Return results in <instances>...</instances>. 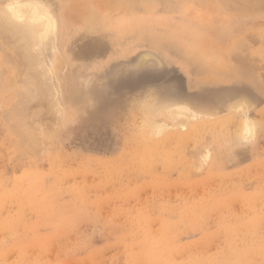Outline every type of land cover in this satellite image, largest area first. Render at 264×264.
Wrapping results in <instances>:
<instances>
[{"label": "rangeland", "instance_id": "rangeland-1", "mask_svg": "<svg viewBox=\"0 0 264 264\" xmlns=\"http://www.w3.org/2000/svg\"><path fill=\"white\" fill-rule=\"evenodd\" d=\"M36 1L58 23L54 39L35 52L62 115L57 120L56 108L31 95L20 106L25 66L0 31V264H264L263 1L181 0L173 6L177 25L148 12L147 49L161 46L184 66H176V92L156 74L124 82L130 64L161 68L148 50L135 62L116 57L124 76L109 86L106 42L99 36L94 45V0ZM135 18L99 22L125 33ZM170 22L163 32L151 25ZM225 60H237L242 72L222 68L197 82ZM229 93L244 98L247 112L220 111L176 129L165 112L150 115L151 106L185 99L221 109ZM246 117L256 125L252 141L240 128ZM152 118L166 127L159 137L151 136Z\"/></svg>", "mask_w": 264, "mask_h": 264}, {"label": "bare ground", "instance_id": "bare-ground-1", "mask_svg": "<svg viewBox=\"0 0 264 264\" xmlns=\"http://www.w3.org/2000/svg\"><path fill=\"white\" fill-rule=\"evenodd\" d=\"M225 1V3L228 5V4H234V3H251V5H255V3H261V1H263L264 3V0H223ZM2 2V1H0ZM45 3H43L41 1L38 2L36 0H5L4 4L2 5L0 3V31L1 33H3L2 36H5V37H2L3 39H5L4 41L8 40L7 43L10 44L11 46V43L14 45V46H11V47H14L17 52V55L20 56V58L23 60V62L21 63L24 68V71H23V74H25V78H24V89H20L19 91H21L22 96L18 95V97H21L24 98L25 97V100H21L19 103H20V106H26L28 104L26 98L28 96H32V97H28V98H31V99H36L37 101L41 102H49V107L51 109V111L53 112V110L56 108V112H54V114H59L62 113V110L58 109V105L53 103L51 97L52 96V92H51V87L50 85H48V83L46 82L47 80H45V76H44V73L42 72V70L36 68L37 65L39 66L40 62L38 61V55L37 53L35 52V48L40 44L44 45L46 44V40L48 41H52V39H54V36H56L55 34L56 33V30H57V20L54 16H56L54 13V16L53 14L50 12V10L48 9V5H44ZM2 5V6H1ZM251 5H249L250 7H252ZM258 5V6H259ZM262 5V4H261ZM233 6V5H231ZM231 11V10H230ZM208 18V16L206 17ZM208 22V21H207ZM58 31V30H57ZM55 33V34H54ZM54 34V35H53ZM53 35V36H52ZM195 35V34H194ZM52 37V39H51ZM193 37V36H192ZM198 35L195 36L194 41L196 42L197 39H198ZM51 39V40H50ZM3 41V42H4ZM11 42V43H10ZM5 43V42H4ZM50 43V42H49ZM48 44V43H47ZM46 44V46H47ZM50 44H53L50 43ZM56 44V43H54ZM41 45V46H42ZM206 48V52L211 54L212 51H213V46L211 43H209L208 41L206 42V46H204V48ZM1 48V46H0ZM3 48V47H2ZM41 48V47H40ZM44 48V47H43ZM1 50V49H0ZM3 50V49H2ZM5 50V49H4ZM19 53V54H18ZM42 53V52H40ZM8 54V53H7ZM18 56V58H19ZM238 61H240L241 59H243L242 57L238 56H234ZM7 58V57H6ZM19 58V59H20ZM5 59V58H4ZM8 59V58H7ZM6 59V60H7ZM18 59V60H19ZM20 59V60H21ZM5 60V61H6ZM9 60V59H8ZM12 60V58H11ZM10 60V62H11ZM20 60H19V65H20ZM235 60V61H237ZM17 61V60H16ZM44 61V60H43ZM237 61V62H238ZM243 60H241L242 62ZM13 62V61H12ZM24 63V64H23ZM45 63V62H44ZM239 63V62H238ZM40 71H38V70ZM26 70V71H25ZM1 80V79H0ZM21 81V80H20ZM23 83V82H22ZM20 84V83H19ZM22 87V86H21ZM20 88V87H19ZM25 90V91H24ZM235 92V91H234ZM25 93H27L25 95ZM234 94V93H233ZM232 94V95H233ZM229 96L223 100V105L221 106V109H216L215 106H213V104H208L207 102H199V101H193V100H190V99H185L186 101H174L172 102L171 104L169 105H166V106H156V107H149V110L151 113L150 115H153V114H158L159 116V113H166V116L167 114L170 115L168 117H170V120L173 121V124L177 125L175 127H173L174 125L171 123V128L173 127L174 129H176L177 127L179 128V126H181L182 124L186 125L185 123L187 122V120H190L191 118H199L201 120L204 119L205 117H214L215 115L219 114L220 111H224V112H227L228 110H233V109H236V111H239L240 113H245L247 112V107L244 103V98L243 101L241 99V97H234L231 95V93L228 94ZM235 95V94H234ZM232 96V97H231ZM248 99V98H247ZM16 102V103H18ZM18 103V104H19ZM17 104V105H18ZM15 105V106H17ZM44 105V104H43ZM14 106V105H13ZM13 107V113L15 114V116H17L18 114H22L23 116H25L24 114L27 113V109H24L23 107L21 108L20 110V106H19V109H18V106L17 107ZM30 107V106H29ZM45 108V107H44ZM60 108V107H59ZM16 109V111H15ZM24 109V110H23ZM53 109V110H52ZM41 110V109H40ZM45 110V109H44ZM57 110L59 112H57ZM55 111V110H54ZM159 111V112H158ZM161 111V112H160ZM5 112V111H4ZM25 112V113H24ZM45 112V111H43ZM10 113V112H9ZM39 113V112H38ZM51 113V112H50ZM153 113V114H152ZM223 113V112H222ZM52 114V113H51ZM57 114L55 115V117H57ZM20 115V116H22ZM62 115V114H60ZM162 115V114H161ZM161 115L158 117L157 116V119L161 117ZM12 116V115H11ZM19 116V117H20ZM22 116V118H23ZM54 116V115H52ZM149 115H147L148 117ZM155 116V115H154ZM153 116V117H154ZM245 116V115H244ZM51 117V116H50ZM61 117V116H59ZM30 118V117H29ZM28 118V119H29ZM156 118V117H154ZM164 118V117H163ZM195 118V119H196ZM249 117H246V119L244 120L243 122V126H240V128L243 129V132L244 133V139L246 140H253L254 138V134H255V131H256V125L255 123L252 122L251 118L250 120L247 119ZM33 119V118H32ZM35 119V118H34ZM37 119V118H36ZM149 119V118H148ZM161 119V118H160ZM253 119V118H252ZM25 120V118L23 119ZM57 120H60V118L58 119L57 117ZM56 120V121H57ZM152 120H154L152 118ZM151 120V121H152ZM156 120V119H155ZM154 120L152 124V122H148L149 125L151 123V126H152V133H151V136L153 134V136H158L159 135L161 136V133L163 132V130H166V127L164 128L163 124H159ZM163 120V119H162ZM168 119V122L170 121ZM210 120V119H209ZM243 120V119H241ZM29 121V120H28ZM150 121V120H149ZM16 122V121H15ZM26 122V121H25ZM59 122V121H58ZM162 122V121H161ZM160 122V123H161ZM171 122V121H170ZM215 122V121H214ZM224 122V121H223ZM242 122V121H240ZM239 122V123H240ZM167 123V121H166ZM222 123V122H221ZM17 124V123H16ZM14 124V125H16ZM157 124V125H156ZM189 124V122H188ZM257 124V123H256ZM148 125V126H149ZM165 126L167 124H164ZM167 125V126H169ZM179 125V126H178ZM184 125H182L184 127ZM17 126V125H16ZM15 126V127H16ZM19 126V125H18ZM169 126V127H170ZM211 126V125H210ZM31 126L27 127L29 128L28 130L30 132H34V128H30ZM146 127V126H145ZM150 127V126H149ZM199 127V126H198ZM148 128V127H147ZM147 128H145L146 130H148ZM151 128V127H150ZM149 128V130H150ZM181 128V127H180ZM239 128V129H240ZM17 129V128H16ZM32 131H31V130ZM206 129V128H205ZM18 130V129H17ZM34 130V131H33ZM38 130V129H37ZM223 130V129H222ZM39 131V130H38ZM218 131V130H217ZM26 132V131H25ZM36 132V131H35ZM40 132V131H39ZM48 132V130L46 131ZM165 132V131H164ZM21 133V132H20ZM156 133V134H155ZM34 134V133H33ZM37 134V133H36ZM35 134V135H36ZM210 134V133H209ZM219 135V134H218ZM23 136V135H22ZM33 136V135H31ZM44 136V135H43ZM25 137H27L25 135ZM33 137H36V136H33ZM41 137V136H40ZM46 137V136H45ZM210 137V136H209ZM206 138L207 139H210V138ZM242 137V136H241ZM32 138V137H30ZM156 138V137H155ZM217 138V137H216ZM26 138H24L25 140ZM26 140H30L29 138H27ZM33 140V139H32ZM38 140V139H36ZM217 140V139H215ZM220 140V139H219ZM214 141V139H213ZM243 141V139H242ZM245 141V140H244ZM250 141V142H251ZM31 142V141H30ZM151 142V141H150ZM232 142V141H231ZM247 142V141H246ZM33 143H37L36 142H33ZM249 143V142H248ZM39 144V143H38ZM205 144V143H204ZM31 145V144H30ZM35 145V144H33ZM43 145V144H42ZM45 145V144H44ZM51 145V144H50ZM29 146V145H28ZM37 146V144H36ZM225 146V145H224ZM32 148V147H31ZM34 149V148H33ZM38 149V148H37ZM202 149V148H201ZM194 150V149H193ZM207 152V151H206ZM202 157V156H200ZM204 157V156H203ZM195 159V158H194ZM160 160V159H159ZM204 161V160H203ZM200 163V161H199ZM203 163V162H202ZM201 164V163H200ZM199 164V165H200ZM198 166V165H197ZM181 226V225H180ZM165 227V226H164ZM144 228V227H143ZM175 228V227H174ZM4 229H7V226H5ZM233 229V228H232ZM1 230V229H0ZM156 231V230H155ZM159 230L157 229V232ZM174 231V230H173ZM156 232V234H157ZM160 233V232H159ZM154 234V233H153ZM155 235V234H154ZM153 235V236H154ZM162 235V234H161ZM190 245V244H189ZM134 249V248H133ZM233 259V258H232ZM184 260V259H183Z\"/></svg>", "mask_w": 264, "mask_h": 264}, {"label": "crops", "instance_id": "crops-1", "mask_svg": "<svg viewBox=\"0 0 264 264\" xmlns=\"http://www.w3.org/2000/svg\"><path fill=\"white\" fill-rule=\"evenodd\" d=\"M152 4L148 7L147 4ZM182 3L180 0H94V45L95 43L98 44L97 39L99 36L105 40L106 42V50L107 55L109 58L108 64L106 68L104 69V74L106 75V79L109 81V86L112 85L111 82L114 79L115 76H118V74H122L120 69L115 70L114 69V60L116 57L121 56V58L129 59V62H135L142 54L149 53L157 57L161 62V68L159 70L153 69V65L148 66L146 61L143 62V64H140L138 69L136 67L132 68V65L130 64L128 66L127 71H124L126 73V76L123 78L124 74L121 75V78L124 79V82L126 83H132L133 85H138L142 83L143 81H146V76H153L156 74L157 79L163 83L170 81V89L174 88L173 91H175L176 85H175V76H177V69L176 66L181 65L178 61L174 60L171 57L168 58L166 55L167 52L162 50L160 47H151L153 51L147 49V40H146V30L148 25L147 23V14L148 12H151L153 15H170L172 20L175 21V24L177 25L178 21V11L174 9L173 6L177 7L176 4ZM118 4H123L125 7L129 5H133L138 7L136 12H131L123 7H118ZM154 4V8H153ZM118 7V8H117ZM107 15V17L113 20L118 19L119 17H122L123 15L129 16L133 18L134 15H137L138 22L137 24H132L130 28L126 29V32L124 33V29L119 30L118 26L113 25L112 27H108V29L103 28L101 26V23L99 20L103 19ZM171 22L164 26V24H151L155 28V30L163 32L164 28L173 26L170 25ZM152 30V27L151 29ZM142 31V34L140 35V32ZM149 52H148V51ZM159 52V53H158ZM168 58L167 60H164L162 58V55ZM231 61L235 62V60H230V64L225 60L223 63L224 66L220 67L222 64L218 65V63H211L210 68L217 67L214 70L208 69V75L206 74V71H204L202 80H198L197 82H202L205 80V78H210L211 75L214 74H221L224 71L222 68H239L233 65ZM183 66V65H181ZM148 67L149 70H148ZM184 67V66H183ZM131 68V69H130ZM132 70H134L132 72ZM151 71V72H147ZM238 72H242V68L235 69ZM157 71V72H156ZM148 73V74H147ZM119 74V76H120ZM153 74V75H151ZM125 86V85H124ZM176 92V91H175Z\"/></svg>", "mask_w": 264, "mask_h": 264}]
</instances>
